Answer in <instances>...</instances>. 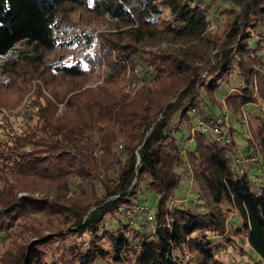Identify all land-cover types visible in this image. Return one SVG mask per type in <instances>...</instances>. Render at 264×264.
I'll return each instance as SVG.
<instances>
[{"label":"trees","instance_id":"trees-1","mask_svg":"<svg viewBox=\"0 0 264 264\" xmlns=\"http://www.w3.org/2000/svg\"><path fill=\"white\" fill-rule=\"evenodd\" d=\"M227 1L237 7L229 10L222 37L211 39L205 33L206 9L191 0H0V56L24 44L31 50L19 51L20 60L25 65L42 64L45 54L66 41L82 44L85 50L73 55L69 64L60 58L46 66L70 79L99 69L103 74L96 87L71 85L60 112L53 100L37 104L34 123L0 139V233L19 226V242L4 251L3 264H48L42 247L69 236L77 240L62 248L66 264H93L106 257L114 264H224L215 257L219 240L207 232L224 234L225 203L238 215L249 248L264 264V185L252 189L250 175L235 162L234 141L195 131L187 134L194 142L188 150L189 142L184 148L175 136L192 110L215 103L214 92L235 65L242 82L239 90L225 97V107L238 113L240 106L256 103L253 68H246L243 58L256 56L260 41L253 40L254 32L264 35V0ZM163 7L167 19L162 18ZM75 10L121 28L113 36L126 41L104 39L130 62L138 57L148 82L133 96L119 87L124 63L111 58L105 47L99 53L90 50L94 39L88 28L73 25ZM71 28L73 33L64 37ZM153 38L189 43L191 48L138 50L137 45ZM212 111L209 108L202 117L205 124L213 125ZM258 121V136L262 133L258 145L264 153V114ZM116 141L121 147L112 152ZM187 167L202 201L198 211L169 205L181 179L179 169ZM72 176L83 183L97 179L100 195L66 199ZM29 178L56 182L57 193L18 194L26 189L22 181ZM142 182L156 194L154 233L131 235L127 224L103 227L106 214L134 209ZM36 214L44 217L43 227L32 219ZM26 233L31 236L25 238ZM83 234L89 235L85 243ZM185 249L195 253L194 262L185 258Z\"/></svg>","mask_w":264,"mask_h":264},{"label":"rangeland","instance_id":"rangeland-1","mask_svg":"<svg viewBox=\"0 0 264 264\" xmlns=\"http://www.w3.org/2000/svg\"><path fill=\"white\" fill-rule=\"evenodd\" d=\"M197 4L202 5L207 11L208 24L205 33L211 39H219L222 37L225 26L229 20V10L235 9L237 6L227 0H191ZM162 18H169L168 10L163 7ZM71 20L73 25H82L91 31L94 39L93 47L90 50H97L99 53L102 47L110 51L111 58L124 63L125 71L120 76L119 87L130 96H133L136 90L148 82L147 79L142 77L139 70L140 63L138 57L130 62L124 55H118L117 49L113 45H107L106 39H113L124 42L127 39H116L113 36L116 31L120 29L115 28L111 22L106 18L95 19L90 17L80 10H75L71 13ZM74 29L71 28L63 34L68 37L73 33ZM253 34V40L260 42L256 43L257 53L256 56L243 58V63L246 68L251 66L252 70V93L256 97V103H248L239 107L238 113H233L225 107L223 103L225 97L236 90H239L241 85V75L238 66L235 65L230 74L224 81L220 82L217 90L214 92V104L209 106L201 105L196 110H192L189 115V120H185L179 124V129L175 132V136L181 144L186 148L189 139L187 134H192L195 131H202L210 138H214L210 133L209 125L202 121V117L206 116L211 108L214 112V117L221 114L225 115L227 123L231 126L230 132L232 140L235 143L236 157L249 158L246 163L239 165L244 172H247L253 182L252 189L257 191L260 189L259 185H264V153L262 147L258 145L260 135L258 136L259 117L264 114V100L260 96L264 91V35L259 34L258 30ZM252 40V42H254ZM258 44V45H257ZM181 45L184 48L190 49L189 43H176L162 39L153 38L145 40L137 45L138 50H164L167 46ZM22 50H31V48L24 44H18L14 51L0 56V139H5L10 131L20 132L27 123H34L36 120L37 104L45 103L46 99L53 100L58 107L57 112H60L63 103L67 96L71 93L68 92L70 86L73 84H83V87H96L102 82V70L99 69L92 73V75H84L78 79H70L62 77L56 72L51 70L49 65L56 62L60 58L62 62L69 64L73 55H81L83 50L82 44H63L58 45L52 51L45 54L44 63L25 65L20 60L17 54ZM29 65V66H28ZM33 69L31 70L30 69ZM103 69V67H102ZM31 70V71H30ZM53 94L56 96L54 97ZM204 96V93H203ZM205 97V96H204ZM207 100V98L205 97ZM62 101V102H61ZM208 102V101H207ZM222 106V107H221ZM177 120L175 114L171 120V125L174 126ZM9 131V132H8ZM8 132V133H7ZM264 132V131H263ZM255 134H257L255 136ZM262 136V135H261ZM256 137V138H255ZM259 137V138H258ZM258 138V139H257ZM119 141L112 143V152L117 147ZM188 150L194 148V142L191 140L187 145ZM181 179L178 186L173 192L170 206L182 205L188 206L193 211H198L201 208V199L197 194L196 186L191 175L190 169H179ZM22 182L25 184V190L18 194L30 193L32 196L40 197L49 193L55 195L57 193L56 182L48 183L39 179H25ZM68 191L65 195L66 199L85 200L93 193L95 196L100 195L101 187L99 181L92 178L91 182L83 183L78 176H72L67 183ZM142 192L137 194L134 203H142L150 212L154 213L156 204V194L147 190L145 183L140 184ZM221 208L224 210L225 217L224 234L222 237L213 232H207V235L212 240H219L220 251L215 254L218 260L224 264H263L262 261L251 251L247 242L245 232L240 229V219L236 212L229 204H222ZM32 219L41 222L40 226L45 225L44 217L42 215H33ZM127 224L129 233L133 235L138 231H145V222L134 214L133 207L127 211L120 210L114 214H106L103 219V227L106 229H116L117 227ZM39 225V224H36ZM19 226H14L6 233H0V264L4 263L5 253L9 247L19 242ZM44 230V229H43ZM203 234V233H202ZM198 235L194 234V236ZM25 238L31 236V233L24 234ZM88 234H83L82 239L84 243L88 239ZM69 238V239H68ZM67 240L55 241L51 245L42 247L44 251V258L48 264H66L61 258L62 248L64 244L76 241V237L69 236ZM222 244V245H221ZM105 246L107 244L105 243ZM186 259L194 262L195 253L189 252L187 249L184 251ZM93 264H114L111 257L98 258Z\"/></svg>","mask_w":264,"mask_h":264},{"label":"built area","instance_id":"built-area-1","mask_svg":"<svg viewBox=\"0 0 264 264\" xmlns=\"http://www.w3.org/2000/svg\"><path fill=\"white\" fill-rule=\"evenodd\" d=\"M225 115H219L215 117L213 125H209L210 133L213 134L214 138L219 139L222 142H230L232 140L230 126L225 119ZM121 145H117L116 150L120 149ZM249 158L246 157H235V162L238 165L246 163ZM134 214L137 215L140 220L145 222L144 230L153 234L156 228V222L154 219V214L149 211V209L143 204H136L134 206Z\"/></svg>","mask_w":264,"mask_h":264}]
</instances>
